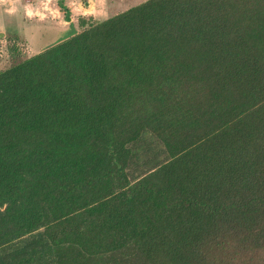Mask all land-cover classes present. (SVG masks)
I'll return each mask as SVG.
<instances>
[{"label": "trees", "instance_id": "obj_1", "mask_svg": "<svg viewBox=\"0 0 264 264\" xmlns=\"http://www.w3.org/2000/svg\"><path fill=\"white\" fill-rule=\"evenodd\" d=\"M0 264H264V0H147L0 71Z\"/></svg>", "mask_w": 264, "mask_h": 264}, {"label": "rangeland", "instance_id": "obj_2", "mask_svg": "<svg viewBox=\"0 0 264 264\" xmlns=\"http://www.w3.org/2000/svg\"><path fill=\"white\" fill-rule=\"evenodd\" d=\"M59 1L0 0V71L147 0H63L69 10L68 22L58 8ZM160 148L149 140L138 144L131 169L136 176L166 157Z\"/></svg>", "mask_w": 264, "mask_h": 264}]
</instances>
